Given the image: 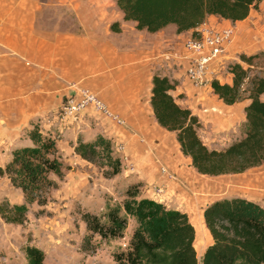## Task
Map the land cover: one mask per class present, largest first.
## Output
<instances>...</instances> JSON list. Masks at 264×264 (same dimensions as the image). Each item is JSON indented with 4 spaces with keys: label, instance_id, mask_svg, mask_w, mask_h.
I'll return each mask as SVG.
<instances>
[{
    "label": "crops",
    "instance_id": "obj_1",
    "mask_svg": "<svg viewBox=\"0 0 264 264\" xmlns=\"http://www.w3.org/2000/svg\"><path fill=\"white\" fill-rule=\"evenodd\" d=\"M56 5L73 15V28L47 26L50 19H57ZM112 23H116L113 29ZM202 25L234 30L213 66L220 83L230 84L225 64L239 61V53L264 52V0L241 20L208 15L193 29L179 33L174 24L155 32L135 28V21L123 19L115 0H0V165L12 149L30 144L23 132L37 123L43 135L54 138L62 163V179L53 189L61 192L55 196L68 205L69 191L90 190L87 196H91L92 190H123L139 182L142 196L187 214L194 228L195 256L201 257L212 243L202 219L205 191L235 190L229 196L244 197L264 208V161L240 173L199 174L180 152L174 133L154 118L149 99L151 77L157 73L176 82L170 94L197 117V135L206 147L221 149L240 137L248 99L226 105L212 92L210 80L196 87L185 76L189 54L182 44ZM258 59L250 66H256ZM75 88L95 93L123 125L90 107L81 115L78 129L59 119L63 100ZM96 134L110 139L121 161V170L113 177L103 178L97 166L73 151L76 140L88 141ZM1 190L15 191L14 200L6 192L0 195L9 202H22L20 189L6 176L0 177Z\"/></svg>",
    "mask_w": 264,
    "mask_h": 264
},
{
    "label": "trees",
    "instance_id": "obj_2",
    "mask_svg": "<svg viewBox=\"0 0 264 264\" xmlns=\"http://www.w3.org/2000/svg\"><path fill=\"white\" fill-rule=\"evenodd\" d=\"M261 0H115L123 19L135 21V28L155 32L174 24L177 33L193 29L206 16L215 15L231 22L246 17L251 7ZM116 23L111 24L112 26ZM264 52L246 55L231 61L226 71L231 82L220 83L212 78V92L224 104L243 98L244 121L239 126L240 137L221 149L206 147L199 136L197 117L188 108L179 106L170 91L176 82L165 75L151 77L150 106L159 126L174 133L179 150L189 157L190 165L209 176L240 173L264 161V76L252 72V60ZM30 144L11 150L9 159L0 165V177L19 188L22 202L0 200V219L7 224L22 225L29 205H44L48 191L62 179V163L52 137L43 135L37 123L24 130ZM73 151L82 159L100 168L102 176L110 178L121 170V161L114 153L108 137L96 134L88 141L76 140ZM140 183L128 184L119 200L105 199L101 213L80 212L84 223L80 249L92 247L91 238L103 240L123 236L129 220L132 228L126 248L112 253L116 264H197L193 247L194 228L187 214L151 198L142 196ZM203 223L212 243L200 259V264H264V208L240 196L220 197L202 210ZM21 252L26 264H42L43 252L25 243Z\"/></svg>",
    "mask_w": 264,
    "mask_h": 264
},
{
    "label": "rangeland",
    "instance_id": "obj_3",
    "mask_svg": "<svg viewBox=\"0 0 264 264\" xmlns=\"http://www.w3.org/2000/svg\"><path fill=\"white\" fill-rule=\"evenodd\" d=\"M54 16H57V19H50L47 23L48 27L73 28L75 26L73 15L65 8L56 5ZM258 57L256 66H253L251 70L264 76V55ZM228 63L225 64V68ZM98 169L102 176L100 168ZM59 184L60 180L57 181L55 188ZM55 188L49 189L44 205L39 206L35 203L29 205L26 220L22 225L7 224L0 219V264H26L21 252L25 243L33 244L42 250V264H116L112 253L126 248L132 221H128L121 238L107 241L93 235L92 247L83 251L80 249V244L84 223L79 216L80 212L85 210L95 214L101 213L105 199L119 200L123 190L118 187L114 190H92L91 196H87L90 190L69 191L70 200L67 205L66 200L55 196L57 192H61V190H53ZM0 192V195L6 192L12 200L15 199L13 190ZM232 192L205 191L203 205L220 197L236 196H229V194H235V190ZM74 193L77 194L74 195ZM3 198L6 199L0 196V200ZM200 259L201 257H196L197 264H200Z\"/></svg>",
    "mask_w": 264,
    "mask_h": 264
},
{
    "label": "built area",
    "instance_id": "obj_4",
    "mask_svg": "<svg viewBox=\"0 0 264 264\" xmlns=\"http://www.w3.org/2000/svg\"><path fill=\"white\" fill-rule=\"evenodd\" d=\"M233 33L232 26L202 25L183 42L182 47L189 54L185 76L193 86L202 87L215 77L213 66L219 61L223 50L231 42ZM163 58L168 59L169 56L164 55ZM89 107L118 125L124 123L95 93L86 88H75L74 94L63 100L57 115L59 119L75 124V129H78L77 123L84 110ZM161 171L164 169L161 168Z\"/></svg>",
    "mask_w": 264,
    "mask_h": 264
}]
</instances>
